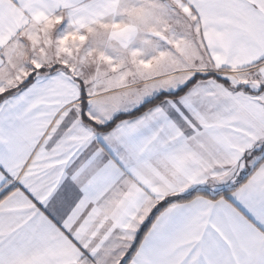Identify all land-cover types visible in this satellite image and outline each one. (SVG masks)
I'll return each mask as SVG.
<instances>
[{
    "label": "snow or ice",
    "instance_id": "snow-or-ice-1",
    "mask_svg": "<svg viewBox=\"0 0 264 264\" xmlns=\"http://www.w3.org/2000/svg\"><path fill=\"white\" fill-rule=\"evenodd\" d=\"M0 264H264V0H0Z\"/></svg>",
    "mask_w": 264,
    "mask_h": 264
}]
</instances>
